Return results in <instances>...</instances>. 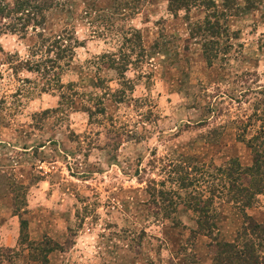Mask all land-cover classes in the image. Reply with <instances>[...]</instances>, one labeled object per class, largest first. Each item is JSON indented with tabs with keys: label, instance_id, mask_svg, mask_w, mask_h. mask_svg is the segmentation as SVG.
<instances>
[{
	"label": "rangeland",
	"instance_id": "374dc122",
	"mask_svg": "<svg viewBox=\"0 0 264 264\" xmlns=\"http://www.w3.org/2000/svg\"><path fill=\"white\" fill-rule=\"evenodd\" d=\"M55 2L45 26L76 45L49 87L14 64L42 52L30 26L0 31V195L16 227L0 263L57 244L47 264H210L188 231H241L225 166H250L247 142L264 140V0ZM247 209L264 223V196Z\"/></svg>",
	"mask_w": 264,
	"mask_h": 264
},
{
	"label": "trees",
	"instance_id": "16d2710c",
	"mask_svg": "<svg viewBox=\"0 0 264 264\" xmlns=\"http://www.w3.org/2000/svg\"><path fill=\"white\" fill-rule=\"evenodd\" d=\"M195 1L168 0V10L172 12L178 9H188L195 4ZM55 6V0H13L11 4L0 0V17L9 19L6 25L0 23V31L6 29L9 33L25 34L30 26L31 31L36 33L35 37L39 40L36 45H40L42 51L33 49L32 53L38 52L39 54L36 60H33L34 57L31 54L28 60L14 62V64L24 66L30 72L45 79V84L48 87L52 84L54 76L57 79L60 63L70 61L72 50L76 45L66 27H60L56 32H52L45 26L44 14ZM261 135H264V132ZM259 138L260 135H254L251 137V141L247 142L248 148L252 151L250 166L242 167L235 162L225 166L227 178L230 181L228 191L232 193L230 200L234 205H240L239 213L242 218L240 233L230 242H218L211 236V231L215 230L213 224H207V222H201L198 219L195 220V228L188 231L191 241L197 235L209 239L207 248L211 257L210 264H264V223H256L244 213L245 209L254 203L255 196H264V140L258 142ZM191 209L192 213L205 214L202 212L204 205L191 207ZM25 230L26 221L20 218L17 238L19 245H23V241H26ZM55 249H60V246L57 244H52L47 248L39 246V257H34L32 261L38 264H47V255ZM2 259L3 257L0 255V262Z\"/></svg>",
	"mask_w": 264,
	"mask_h": 264
},
{
	"label": "crops",
	"instance_id": "0c3cea01",
	"mask_svg": "<svg viewBox=\"0 0 264 264\" xmlns=\"http://www.w3.org/2000/svg\"><path fill=\"white\" fill-rule=\"evenodd\" d=\"M4 195H0V247H14L15 241H16V227L14 226V216H9L6 214V211L4 210V206L2 203L3 200L5 201ZM252 210L247 209V211ZM264 211V210H263ZM262 213V212H261ZM264 221V220H263ZM257 223H262V221H257ZM11 224V227H10ZM198 237H203L201 235H198ZM33 264H38L37 262Z\"/></svg>",
	"mask_w": 264,
	"mask_h": 264
}]
</instances>
